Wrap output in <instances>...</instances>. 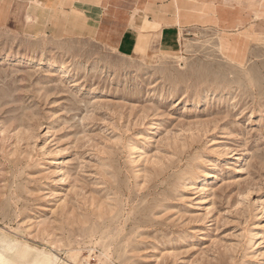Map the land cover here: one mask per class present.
<instances>
[{
  "label": "rangeland",
  "instance_id": "374dc122",
  "mask_svg": "<svg viewBox=\"0 0 264 264\" xmlns=\"http://www.w3.org/2000/svg\"><path fill=\"white\" fill-rule=\"evenodd\" d=\"M190 1L149 57L0 26L11 264H264V0Z\"/></svg>",
  "mask_w": 264,
  "mask_h": 264
},
{
  "label": "crops",
  "instance_id": "0c3cea01",
  "mask_svg": "<svg viewBox=\"0 0 264 264\" xmlns=\"http://www.w3.org/2000/svg\"><path fill=\"white\" fill-rule=\"evenodd\" d=\"M208 16L190 0H0V26L26 37L87 39L131 58L174 50L181 31Z\"/></svg>",
  "mask_w": 264,
  "mask_h": 264
},
{
  "label": "bare ground",
  "instance_id": "6f19581e",
  "mask_svg": "<svg viewBox=\"0 0 264 264\" xmlns=\"http://www.w3.org/2000/svg\"><path fill=\"white\" fill-rule=\"evenodd\" d=\"M213 12H216L215 9L212 10ZM20 63H28V64H31V63H34V61H31L30 59H27V58H20L19 60ZM200 98V97H199ZM207 174V173H206ZM218 178V177H217ZM203 190H206V189H203ZM257 235H255V237L253 238L252 242L254 241V239H256ZM14 248V247H13ZM4 253V252H3ZM41 255V254H40ZM52 257V256H51ZM21 260V259H20ZM17 261V260H15ZM0 264H11V261L9 260V258L4 255V254H1L0 253ZM39 264H44V262H40Z\"/></svg>",
  "mask_w": 264,
  "mask_h": 264
}]
</instances>
